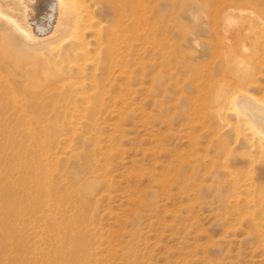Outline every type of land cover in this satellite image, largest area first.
Instances as JSON below:
<instances>
[{
    "label": "rangeland",
    "instance_id": "374dc122",
    "mask_svg": "<svg viewBox=\"0 0 264 264\" xmlns=\"http://www.w3.org/2000/svg\"><path fill=\"white\" fill-rule=\"evenodd\" d=\"M75 1L29 75L0 19V264H264V0Z\"/></svg>",
    "mask_w": 264,
    "mask_h": 264
},
{
    "label": "bare ground",
    "instance_id": "6f19581e",
    "mask_svg": "<svg viewBox=\"0 0 264 264\" xmlns=\"http://www.w3.org/2000/svg\"><path fill=\"white\" fill-rule=\"evenodd\" d=\"M11 1L12 2L10 4L9 10H15L19 14H21V19H22L23 23L21 22V20L16 19V17L14 18L13 16H10V17L6 16L5 14H3L2 9H0V19H4L5 22L7 23V26L10 25V34L12 35V36L11 35L10 36L12 38H11V41L8 38L7 39L10 42H12L11 44H14V42L23 44V48H20V47L18 48L17 46L14 45L12 47V49L16 53L15 56H18L19 59L23 62L22 65H23V68L25 69L26 75L30 74V69L27 68L26 59H28V58H26V54H29V50L35 51V50H33V48L35 49V45H39L37 43L48 42V39H50L51 37L49 38L47 36L53 35V34L55 35L58 32L66 35L63 39H67V38H70V39L72 38V40L79 39L80 36H79L78 30L81 28V26H82L81 24H83L86 17H87L90 25L92 23L91 22L92 18H90L91 15H88V14L84 15L83 12H85V11L82 9L81 5H79V4L77 5V3H79V2L78 1L76 2L75 0H11ZM110 1L113 2L114 0H110ZM3 9H5V8H3ZM119 10H120V8H119ZM8 13H9V11H8ZM13 13H14V11H13ZM116 13H118V12L116 11ZM55 19H57V21H55ZM89 27H92V25ZM10 36H9V38H10ZM2 38L3 37H1V39ZM63 39H62V41H63ZM0 41H2V40H0ZM4 43H8V42H4ZM75 44H76V42H75ZM9 45H10V43H9ZM0 47H3V46H0ZM7 47H6V49H7ZM7 50L10 51V47ZM106 52L112 56V50L109 47V45H108V47H106ZM104 55L106 56V54H104ZM111 58L112 57H110V59ZM109 61H108V64H109ZM15 64H17V63H15ZM93 67H94V65H93ZM69 79H71V78H69ZM58 89H59V87H58ZM58 89H56V90H58ZM70 99H71V97H70ZM235 100L234 101L236 103V107H238V109L248 118L249 122L254 126V128L258 131V133L262 136L261 138L264 140V104L262 102L260 103L259 101L255 100L254 98H252L248 95H245V94L244 95L242 94V96L237 97V99H235Z\"/></svg>",
    "mask_w": 264,
    "mask_h": 264
}]
</instances>
